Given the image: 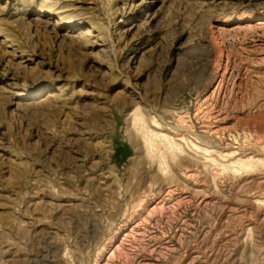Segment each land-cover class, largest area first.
Wrapping results in <instances>:
<instances>
[{"label":"rangeland","instance_id":"obj_1","mask_svg":"<svg viewBox=\"0 0 264 264\" xmlns=\"http://www.w3.org/2000/svg\"><path fill=\"white\" fill-rule=\"evenodd\" d=\"M0 264H264V0H0Z\"/></svg>","mask_w":264,"mask_h":264},{"label":"bare ground","instance_id":"obj_2","mask_svg":"<svg viewBox=\"0 0 264 264\" xmlns=\"http://www.w3.org/2000/svg\"><path fill=\"white\" fill-rule=\"evenodd\" d=\"M91 32H92V31H89L88 34L91 33Z\"/></svg>","mask_w":264,"mask_h":264}]
</instances>
